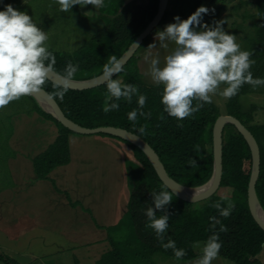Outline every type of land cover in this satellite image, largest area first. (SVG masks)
Segmentation results:
<instances>
[{
  "label": "trees",
  "instance_id": "16d2710c",
  "mask_svg": "<svg viewBox=\"0 0 264 264\" xmlns=\"http://www.w3.org/2000/svg\"><path fill=\"white\" fill-rule=\"evenodd\" d=\"M171 1L174 2L169 5L161 24L169 23V20L177 15L186 19L201 5L207 6L209 9L215 8L214 15H206L205 21L218 20L228 5L237 0ZM121 2L122 0L106 2L103 8L109 16L104 17V28L92 36L79 50L74 53L50 50L56 56L54 69L56 73L63 74L65 66L71 61L73 64L79 65V71L74 76V80H88L100 76L111 57L115 56L120 59L150 25L159 9V0H134L128 4ZM115 3L117 6L111 11V5ZM255 5L257 13L251 18L255 20L256 35L252 39L249 38L250 47L246 48L247 51L253 53L252 59L255 60L251 69L254 78L264 77V0H255ZM134 58L135 56L114 79L122 77L123 83L138 86L139 92L147 96L143 111L151 113L148 118L138 116L135 122L129 121L128 113L137 107L135 96L130 104L123 99L118 101L120 104L118 111L105 113L102 108L105 104L106 84L85 91L68 89L62 100L59 97L53 98L66 117L82 127L93 129L113 126L140 136L155 150L169 176L179 184L189 188H198L207 184L214 171L213 129L221 116L219 108L212 102L205 104L193 116L185 118L183 121L178 122L175 118L167 116L166 113H164L165 118L161 119L163 105L160 103V93L162 88L143 82L140 74L130 68ZM53 85L54 83L47 80L42 88L51 94L56 91ZM253 93L264 94V86L254 89L249 84L243 85L239 94L228 100L226 115L240 120L252 132L260 146L261 172L257 183V193L264 210V124L254 123L257 106L253 105L248 112H243L240 101L242 96ZM21 101L23 104L26 103V108L16 109L11 106L7 112H5L6 108L3 109V113L8 116L12 115L13 119L15 115L22 112H26L28 115L37 112L54 122L59 129V135L55 142L42 154L32 159L37 180H46L54 169L70 163L69 136L75 133L65 128L52 115L43 111L33 97H22ZM193 103L195 105L196 101ZM141 127L144 128L143 133L139 131ZM0 129L3 132L5 128L0 126ZM12 130V128L7 130L8 140L6 142L9 141ZM99 136L121 140L128 144L134 153L135 161H131V163L134 164L136 172L132 175L129 208L126 219L116 227L115 231H121L127 226L130 233L122 237V241L125 242L124 246L132 242L135 245L128 255L129 251L125 252L121 242L115 241L113 238L112 249L105 253L97 264H128L127 256L131 255L136 264H140L143 260L142 253L147 255L162 254L175 259L172 250L163 249L155 233L145 227L147 217L144 215V210L151 205V193L159 192L165 188L169 189L162 183L151 162L138 147L110 135L99 134ZM223 138L221 189L232 190L229 199L235 203V208L228 218H224L219 216L218 210L212 206L216 202L227 206V201H222V197L218 195L192 204L180 200L173 194V202L169 206L170 220L165 243L169 238L175 241L178 248H183L187 252V255L180 261H193L200 255V246L211 235L213 224L211 218L217 217L221 224L227 227L226 232L219 233L222 242L219 255L235 264H264V230L255 221L248 204V187L253 166L251 150L244 137L233 125H228L225 128ZM190 159H195L197 164L189 166ZM157 215H160L159 211ZM219 228L220 224H217L215 230L218 231ZM111 232L113 233L114 229ZM139 248L140 253L138 254ZM0 262L18 264L3 253H0Z\"/></svg>",
  "mask_w": 264,
  "mask_h": 264
},
{
  "label": "clouds",
  "instance_id": "9594fccd",
  "mask_svg": "<svg viewBox=\"0 0 264 264\" xmlns=\"http://www.w3.org/2000/svg\"><path fill=\"white\" fill-rule=\"evenodd\" d=\"M22 2L28 4V0ZM54 3L59 6V11L69 12L77 5L80 8L92 5L99 9L104 5V0H54ZM214 13L215 8L201 5L186 19L175 16L174 22L155 33V42L145 49L144 61L148 64L145 75L150 77L155 86L162 88L161 119L165 118L166 113L178 122L183 121L205 104L212 103L213 95L230 100L239 94L245 84L254 89L264 86V77L254 78L251 71L255 64L253 53L243 50L237 42V36L224 28L226 20L205 21L206 15ZM48 40L49 31L43 30L27 11H20L12 4L4 5L3 10H0V110L22 97L42 93V86L56 65V56L49 50ZM157 40L162 49L174 45L163 60L159 52H153L158 47ZM122 70V62L115 56L104 66L103 79L107 90L102 110L105 113L118 111V101L123 99L130 104L135 96L137 107L128 113L129 121L135 122L138 116L150 117V112L143 111L147 96L139 92L138 86L113 78ZM78 71L79 65L69 61L63 74L57 75L53 85L56 91L49 94V99L59 97L62 100ZM139 131L143 133L144 128L141 127ZM188 163L189 166H195L197 161L190 159ZM172 195L166 188L151 193V205L144 210L147 217L145 227L155 233L163 249H171L175 259L180 261L187 255L186 250L178 248L170 238L165 243ZM221 200L227 201L226 207L221 202L212 206L218 210L219 216L228 218L235 203L227 196ZM158 211L160 215H157ZM211 219V235L200 246V255L195 264H212L222 248L219 233L226 232L227 227L217 217ZM217 224H220L218 231L215 230Z\"/></svg>",
  "mask_w": 264,
  "mask_h": 264
},
{
  "label": "crops",
  "instance_id": "0c3cea01",
  "mask_svg": "<svg viewBox=\"0 0 264 264\" xmlns=\"http://www.w3.org/2000/svg\"><path fill=\"white\" fill-rule=\"evenodd\" d=\"M32 1L19 0L20 7ZM104 5L74 6L69 22L86 32L97 25L94 36L105 26ZM13 120L7 146L16 152L9 155L14 186L0 193V253L21 264H97L112 249L110 231L116 232L128 212L132 182L127 162L135 161L132 149L110 137L71 134L70 163L54 169L48 179L37 180L32 159L55 142L59 129L37 112H22ZM32 130L41 138L28 151L27 144L17 141H26Z\"/></svg>",
  "mask_w": 264,
  "mask_h": 264
},
{
  "label": "rangeland",
  "instance_id": "374dc122",
  "mask_svg": "<svg viewBox=\"0 0 264 264\" xmlns=\"http://www.w3.org/2000/svg\"><path fill=\"white\" fill-rule=\"evenodd\" d=\"M119 1L120 0H117V2ZM126 2H127L126 0H122L121 3H126ZM173 2L174 1H171L170 5H172ZM6 4H12L15 8L19 9L20 11H27L30 16L34 17L35 22L38 25H40L43 28V30L49 31V40L47 41L49 50L74 53L91 39L92 34H94L93 31L97 27V25L91 26L93 30H90V32L83 31L79 27L75 28V24H71V22H69V18H70L69 12L59 11V6L54 3V0H34L24 8L20 7L19 0H3V3H0L1 5L0 10H3L4 5ZM115 6H117V3L112 4L110 10L112 11L115 8ZM256 13H257V9L255 5V0H237L235 3L228 5L227 9H225L222 12V14L218 19V20H226V24L224 25V28L230 34H235L237 36V42L241 45V48L243 50H246L247 47H250V39L254 38V36L256 35L254 29L255 20L251 18L252 16H255ZM106 16H109V14H106ZM172 21L174 20L173 19L169 20V23H171ZM167 24L164 23L159 25L157 28H155L152 34L144 41L140 49L137 51L135 58L131 63L130 68L133 69L134 71H137L140 74L143 82L150 86H155V85L152 83L150 77L145 75V72H147L148 70V64L144 61V56L146 54L145 49L150 44L155 42V33L159 30H163V28ZM157 45L158 47L154 49L153 52L154 53L159 52L161 60H163V57L167 55L174 47V45L170 44L168 49H162L159 47L158 40H157ZM81 76H83V74H81ZM117 79H120L121 81L123 80L122 77H118ZM240 101L243 112H248L253 105L257 106L258 110L255 113L254 123L264 124V94L253 93L249 95H244L241 97ZM212 102L217 105L221 115H226L228 113L226 108L228 100H225L219 95H213ZM25 104H23L21 99L18 101L11 102L6 107L5 112H7L11 106H14L16 109L26 108ZM3 112L4 111L1 110L0 113V126L5 128L3 132L0 129V193H3L4 190L12 189V187L14 186L13 183L14 181H12L11 179L12 175L10 174L11 172L9 171L10 169L9 163L11 162L9 155H13L16 153L11 147L9 148V146H7V142H6L8 140L7 130L9 128L13 129L15 125L14 120L12 119V115L8 116ZM38 136H39V131L32 130L30 131V134L28 135L26 141L23 142L19 140L17 141V145L27 144L28 147L26 146L27 147L26 150L31 151V149L34 148V144L37 142V140L41 138V136L39 137ZM28 168L29 167H26V169ZM127 171H128L129 183L130 181L133 182L132 175L136 172V169L134 164L131 163L130 161L127 162ZM8 173L10 174V176ZM24 177L27 178L26 174ZM16 188L18 189V187ZM23 189L24 187L21 188V190ZM131 189H132V185L130 186V191ZM217 195L220 197L227 196L229 198L232 195V190L222 188L219 190ZM125 217L123 218L124 220L126 219ZM110 233L112 232L110 231ZM129 233H130V229L127 226H125L124 229H122L121 231L112 233L113 237L115 238V241L120 239L124 251L125 252L129 251L128 255L130 254L131 250L134 248L135 244L132 242L124 246L125 242L122 241L123 239L122 237L129 235ZM137 253L138 254L140 253V248L137 250ZM7 256L13 259V257H10L9 255ZM131 256H127L128 257L127 263L136 264V261H134L133 257ZM141 256L143 260L141 261L140 264H195L196 260L199 258L198 257L193 261H177L176 259L166 257L165 255L162 254L147 255L146 253H142ZM53 260H54L53 258L49 259V263H51ZM212 264H235V263L225 260L219 255L218 258L212 262Z\"/></svg>",
  "mask_w": 264,
  "mask_h": 264
},
{
  "label": "water",
  "instance_id": "95a60500",
  "mask_svg": "<svg viewBox=\"0 0 264 264\" xmlns=\"http://www.w3.org/2000/svg\"><path fill=\"white\" fill-rule=\"evenodd\" d=\"M171 0H159L158 13L150 23V25L145 29V31L134 41V43L129 47V49L120 57L123 68L129 63V61L136 55L137 51L140 49L144 41L152 34V32L157 28L167 12ZM135 42H138L135 44ZM60 75L55 71L49 77V81L56 83V77ZM117 76V75H116ZM114 76L113 78H115ZM103 79V74L88 80H74L72 79L68 89L76 91L91 90L105 85ZM43 111L52 115L58 122H60L65 128L71 130L72 132L80 135H99L106 134L113 137L120 138L127 141L136 147H138L149 159L152 166L154 167L158 177L162 183L180 200L196 204L202 201L208 200L214 195H217L221 189V182L223 177V145H224V130L228 125H233L239 131V133L246 140L252 155V174L248 187V204L252 216L254 217L257 224L264 230V210L260 204L258 193H257V183L261 172V150L260 146L252 134V132L237 118L230 115H221L216 121L213 129V151H214V171L213 176L210 181L198 188H189L183 186L171 178L163 165L160 157L155 152V150L140 136L129 132L122 128H116L113 126L108 127H98V128H85L82 127L72 120H70L56 100L52 97L49 99V93L43 89L42 93L37 94V96H32ZM195 194H191L187 191H197Z\"/></svg>",
  "mask_w": 264,
  "mask_h": 264
},
{
  "label": "bare ground",
  "instance_id": "6f19581e",
  "mask_svg": "<svg viewBox=\"0 0 264 264\" xmlns=\"http://www.w3.org/2000/svg\"><path fill=\"white\" fill-rule=\"evenodd\" d=\"M200 191H202V190H197V191H187V192H189V193H191V194H195V193L200 192Z\"/></svg>",
  "mask_w": 264,
  "mask_h": 264
}]
</instances>
